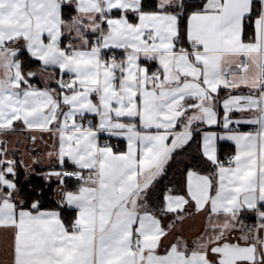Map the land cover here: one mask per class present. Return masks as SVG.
Instances as JSON below:
<instances>
[{
	"label": "snow or ice",
	"instance_id": "obj_1",
	"mask_svg": "<svg viewBox=\"0 0 264 264\" xmlns=\"http://www.w3.org/2000/svg\"><path fill=\"white\" fill-rule=\"evenodd\" d=\"M0 264H264V0H0Z\"/></svg>",
	"mask_w": 264,
	"mask_h": 264
},
{
	"label": "crops",
	"instance_id": "obj_2",
	"mask_svg": "<svg viewBox=\"0 0 264 264\" xmlns=\"http://www.w3.org/2000/svg\"><path fill=\"white\" fill-rule=\"evenodd\" d=\"M221 155H223V152L221 153ZM190 223V226L193 228V229H195V227H198L199 226V221L198 220H196V221H190L189 222Z\"/></svg>",
	"mask_w": 264,
	"mask_h": 264
},
{
	"label": "rangeland",
	"instance_id": "obj_3",
	"mask_svg": "<svg viewBox=\"0 0 264 264\" xmlns=\"http://www.w3.org/2000/svg\"><path fill=\"white\" fill-rule=\"evenodd\" d=\"M194 228V227H193ZM196 228V227H195Z\"/></svg>",
	"mask_w": 264,
	"mask_h": 264
}]
</instances>
